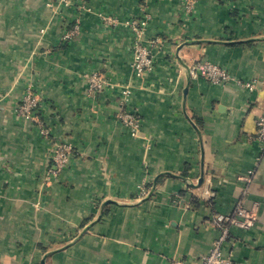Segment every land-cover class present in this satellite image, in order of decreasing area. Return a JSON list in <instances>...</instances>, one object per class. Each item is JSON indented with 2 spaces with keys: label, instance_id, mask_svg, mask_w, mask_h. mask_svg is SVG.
Returning a JSON list of instances; mask_svg holds the SVG:
<instances>
[{
  "label": "crops",
  "instance_id": "1",
  "mask_svg": "<svg viewBox=\"0 0 264 264\" xmlns=\"http://www.w3.org/2000/svg\"><path fill=\"white\" fill-rule=\"evenodd\" d=\"M139 18L142 75L126 25ZM197 63L225 81L191 75ZM27 88L47 136L15 112ZM261 115L264 0H0V264H199L211 219L240 202L256 219L222 255L264 264ZM55 144L71 156L52 177Z\"/></svg>",
  "mask_w": 264,
  "mask_h": 264
},
{
  "label": "built area",
  "instance_id": "2",
  "mask_svg": "<svg viewBox=\"0 0 264 264\" xmlns=\"http://www.w3.org/2000/svg\"><path fill=\"white\" fill-rule=\"evenodd\" d=\"M68 5V1L65 0ZM145 19H133L127 22V27L134 33V63L133 67L136 70L137 75L144 74L145 70L150 67L149 50L143 43H141V36L146 27ZM78 31V26H75L74 33ZM73 33V34H74ZM70 34V35H73ZM69 34L65 38L70 37ZM191 75L206 76L212 83H222L226 79V75L223 69L216 67L208 63H197L191 70ZM88 78L89 87L92 90L101 89L104 84V80L100 75L91 74L86 76ZM248 89H253L254 84H247ZM125 95H128V91H124ZM40 107L39 99L34 94L33 90L27 88L24 91L22 99L16 106V114L29 118L31 121L36 122L39 131L44 136L48 135V130L40 127V122L35 117V113ZM120 121L126 126L132 136H136L140 129V119L135 112L123 111L120 115ZM256 138L260 142L262 150L264 151V115H261L256 120ZM70 150L66 145L55 144L51 152L52 166L49 168L50 176H57L61 170L67 168L70 164ZM205 194H208L205 191ZM175 201L178 205L181 203L178 200V196L175 195ZM258 212V205L253 203L249 208H245L242 203H237L230 214H218L211 219V225L218 231L217 237L213 240L210 251L201 256L198 261L199 264H234L230 258H225L222 255V246L227 240L232 228L239 230L250 229L256 219ZM168 264H187L185 260L175 259Z\"/></svg>",
  "mask_w": 264,
  "mask_h": 264
},
{
  "label": "rangeland",
  "instance_id": "3",
  "mask_svg": "<svg viewBox=\"0 0 264 264\" xmlns=\"http://www.w3.org/2000/svg\"><path fill=\"white\" fill-rule=\"evenodd\" d=\"M56 1H59V2H61L62 4H65V0H56ZM68 1V0H67ZM122 123V122H121ZM141 127V126H140ZM70 150V149H69ZM71 153V152H70ZM64 170H66V168L64 169ZM63 170H61L60 172H59V174L62 172ZM53 177V176H52Z\"/></svg>",
  "mask_w": 264,
  "mask_h": 264
}]
</instances>
